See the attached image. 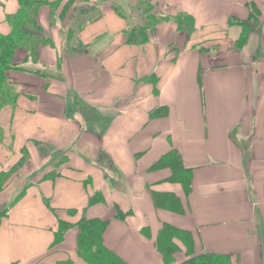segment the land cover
Returning <instances> with one entry per match:
<instances>
[{
    "label": "crops",
    "instance_id": "1",
    "mask_svg": "<svg viewBox=\"0 0 264 264\" xmlns=\"http://www.w3.org/2000/svg\"><path fill=\"white\" fill-rule=\"evenodd\" d=\"M137 2L0 0V45L17 44L0 264H87L83 220L127 264H165V225L190 241L173 264H264V0H153L164 20L128 44Z\"/></svg>",
    "mask_w": 264,
    "mask_h": 264
},
{
    "label": "trees",
    "instance_id": "2",
    "mask_svg": "<svg viewBox=\"0 0 264 264\" xmlns=\"http://www.w3.org/2000/svg\"><path fill=\"white\" fill-rule=\"evenodd\" d=\"M152 1L138 0L136 7L144 20V24L139 25V27L134 26L129 28V31L126 33L128 44L144 43L148 40L149 34L153 29L164 20L155 12ZM176 22L185 28L192 26V21L186 17H177ZM15 48H17L15 42H5V44L0 45V110L6 104L13 102L12 89L8 84L6 74L14 68L11 57ZM96 202L97 200L92 199L90 205H94ZM69 228V226H61L55 243H59L63 239L64 234ZM78 228L80 229L78 255L87 264H127L118 255L104 246L103 235L107 228L106 222L83 220L78 225ZM176 241L181 242L189 249V238L183 235L181 231L165 225L156 242V249L161 254L165 264H173L175 261L174 256L179 250ZM184 264H214L213 256L206 254L192 257Z\"/></svg>",
    "mask_w": 264,
    "mask_h": 264
},
{
    "label": "rangeland",
    "instance_id": "3",
    "mask_svg": "<svg viewBox=\"0 0 264 264\" xmlns=\"http://www.w3.org/2000/svg\"><path fill=\"white\" fill-rule=\"evenodd\" d=\"M132 25H133V23H132Z\"/></svg>",
    "mask_w": 264,
    "mask_h": 264
}]
</instances>
